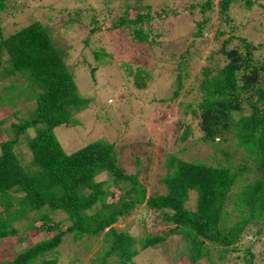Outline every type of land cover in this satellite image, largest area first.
Listing matches in <instances>:
<instances>
[{"label":"trees","instance_id":"1","mask_svg":"<svg viewBox=\"0 0 264 264\" xmlns=\"http://www.w3.org/2000/svg\"><path fill=\"white\" fill-rule=\"evenodd\" d=\"M134 1L145 11L130 19L120 15L113 24L120 27L125 23L127 32L144 42L148 37L142 23L149 22L152 16L149 6ZM235 1L189 2L185 9L199 11L197 30L192 35L210 31L213 16L209 13L214 9L220 20L213 39L224 35L226 28H231L227 11ZM250 3L244 0L246 6ZM8 4L10 0H0V107H13L20 96L33 103L26 116L0 126V240L5 241L21 229L45 227L51 219L49 215L57 211H63L71 223L60 228L61 221L57 222L58 230L51 237L21 247L0 264H56L57 246L69 232L75 241L102 233L100 247L88 264H129L141 249L176 235L182 246L179 255L186 256L190 264L202 258L219 264L212 256L222 258L225 252L238 250L237 240L248 225L255 226V234L262 232L264 60L253 56L255 46L250 41L240 38V44H233L230 33L216 51H209L208 64L202 67L197 84L201 99L191 109L199 111L201 138L212 144L217 161L235 162L212 164L171 156L162 177L164 192L147 194L144 181L124 171L117 148L104 137L70 152L63 149L56 128L78 126L75 113L87 108L90 100L80 94L62 52L41 22L35 20L8 33L4 31L1 13ZM105 10L111 13L110 7ZM178 13L179 10L175 14ZM98 56L94 52V57ZM179 64L184 66L186 62ZM16 76L23 82H16ZM174 80L173 94L178 96L183 81L180 74ZM243 105L248 112L238 114ZM16 112L10 115L16 116ZM28 128H33L32 134L27 133ZM185 131L182 137L190 130L186 127ZM101 173L107 175L106 179L98 178ZM123 180L128 184L122 185ZM113 187L120 192L115 200L107 201L108 196L115 195ZM192 191L196 197L193 208H189L187 201ZM142 204L149 219L152 217L145 223L159 225L160 229L146 228L135 237L126 226L113 225ZM248 254L245 260L251 264L253 254Z\"/></svg>","mask_w":264,"mask_h":264},{"label":"rangeland","instance_id":"2","mask_svg":"<svg viewBox=\"0 0 264 264\" xmlns=\"http://www.w3.org/2000/svg\"><path fill=\"white\" fill-rule=\"evenodd\" d=\"M139 1L142 6H149L147 9L152 16L149 22L142 23L148 37L144 42L130 35L125 23L120 27L113 24V19L120 15L130 19L145 11V7L141 8L134 0H10L13 6L8 4L1 13V27L8 33L32 21L41 22L62 52L80 94L89 98L88 107L75 113L78 126L56 128L63 149L70 152L104 137L117 148L118 162L124 171L137 174L149 194L164 192L162 177L171 156L212 164L235 162L234 159L217 161L218 154L212 144L201 138L199 111L191 109L201 99L197 84L202 67L208 64L206 56L210 50L216 51L230 33L234 36L233 44H240V38L250 41L255 46L253 56L264 60V0H251L249 6L244 0L232 3L227 11L231 28H226V33L215 39L213 31L220 20L216 9L209 13L213 16L210 31L205 29L200 36H193L199 11L195 8L189 12L185 7L194 0ZM107 7L111 13L105 10ZM176 9L180 13L175 14ZM94 52L99 56L95 58ZM181 61L186 64L182 66ZM176 74H180L183 81L178 96L173 94ZM16 77V82H23L21 77ZM23 98L20 96L13 107H0V120L5 118L1 127L27 115L33 100ZM11 111H17L16 116L10 115ZM247 112L243 105L238 114ZM186 127L190 131L182 137ZM33 131V128L27 129L29 134ZM235 159L238 160V155ZM106 177L101 173L98 178ZM121 184L127 185L128 181L123 180ZM119 192V188L113 187L115 195L108 196L107 201L115 200ZM195 197L193 191L190 192L187 207L193 208ZM49 217L43 228L21 229L5 241L0 240V263L14 256L21 247L51 237L58 230L57 222L61 221L60 228L71 223L63 211ZM145 219L150 221L152 217L149 219L142 204L133 214L113 225L126 226L135 237L146 228L152 231L161 228L159 225L151 227ZM49 225L53 227L48 229ZM254 229L255 226L246 227L237 240L238 250H229L222 258L214 254L213 260L219 264H247L245 257L250 251L251 264H264V229L260 234H255ZM101 234L75 241L72 233H66L57 246L56 264H88L100 247ZM177 237L141 249L129 264H190L186 256L179 255L182 246ZM194 264L212 263L202 258Z\"/></svg>","mask_w":264,"mask_h":264}]
</instances>
